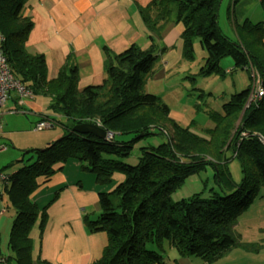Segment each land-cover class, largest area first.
Masks as SVG:
<instances>
[{
    "label": "trees",
    "instance_id": "16d2710c",
    "mask_svg": "<svg viewBox=\"0 0 264 264\" xmlns=\"http://www.w3.org/2000/svg\"><path fill=\"white\" fill-rule=\"evenodd\" d=\"M222 1L151 0L140 9L148 47L131 44L118 53L106 51L102 82L78 88L75 65L48 78L44 55L27 50L32 21L23 14L25 0H0V49L11 72L33 97L48 99V113L40 120L51 126L67 121L60 138L44 148L30 149L34 161L2 182L8 206L15 214L7 241L9 254L4 255L3 264H34L30 231L38 218V226L43 225L49 203L40 208L31 195L69 161L93 174L99 187L110 186L97 192L96 218L83 219L89 232L107 235L100 258L92 264H163L165 241L179 256H196L212 264L238 243L237 214L264 186V93L249 104V86L232 93L222 105V113H209L215 125L208 139L180 125L158 95L144 90L159 59L157 40L171 23L182 25L184 59L193 58V40L199 39L206 56L198 74H225L220 61L229 55L233 58L232 70L250 72L253 68L264 88V18L244 21L236 26V38L229 39L218 25ZM238 1L232 0V4ZM259 3L264 11V0ZM245 107L242 127L238 128L236 121ZM80 123L98 125L111 136L100 139L91 133L71 131ZM154 133L164 134L167 141L141 147L136 164L120 159L129 155L133 142ZM125 135L133 138L117 139ZM224 145L240 162V182L232 180ZM207 165L213 169L219 191H212L209 197L193 194L172 201L173 190ZM116 172L123 179L113 184Z\"/></svg>",
    "mask_w": 264,
    "mask_h": 264
},
{
    "label": "crops",
    "instance_id": "0c3cea01",
    "mask_svg": "<svg viewBox=\"0 0 264 264\" xmlns=\"http://www.w3.org/2000/svg\"><path fill=\"white\" fill-rule=\"evenodd\" d=\"M150 1L25 0L23 14L32 21L25 43L26 48L30 53L44 55L48 78L56 77L60 69L75 65L78 88L99 84L105 78L106 51L118 53L131 44L142 49L148 47L147 28L140 9ZM224 14L234 31L229 35V39L232 40L236 38V26L244 21L254 22L261 16L264 18L259 0H239L236 4H232V0H227ZM181 31L180 23L165 26L161 38L157 40L160 54L153 70L160 62L164 72L169 71L184 59ZM225 71L228 73L230 70ZM15 105L14 99L6 102L9 109ZM21 107L25 113L37 115L42 113V106L35 96L26 99ZM50 126L49 124L48 127ZM67 164L56 173L60 175L56 181L50 179L33 192V199L37 203L38 199H43L46 194L43 193L42 187L53 186L52 183H56L52 187L57 189L54 193L55 198L46 207L43 225L39 227L36 222L34 233L30 232L31 257L34 264L38 261L46 264H92L100 258L107 242L105 232H89L83 219L85 216L90 219L96 218L99 213L97 192L101 189L109 190L110 186L99 187L93 174L87 172L93 177L94 185L86 188L82 182L75 179L78 164L74 162V171H71L70 175L65 171ZM162 247L163 264H208L200 257L194 259L179 256L166 241ZM0 253L2 255L1 249ZM7 253L9 254V251Z\"/></svg>",
    "mask_w": 264,
    "mask_h": 264
},
{
    "label": "rangeland",
    "instance_id": "374dc122",
    "mask_svg": "<svg viewBox=\"0 0 264 264\" xmlns=\"http://www.w3.org/2000/svg\"><path fill=\"white\" fill-rule=\"evenodd\" d=\"M222 2L221 8L219 7L218 25L221 33L230 38L229 35L233 34L234 31L224 14L226 13L227 0ZM258 18L254 22L263 19L262 16ZM205 56L206 53L202 49L199 39L195 38L193 40V58L181 59L177 66L169 71L165 70V72L159 64L160 62L157 63L152 76L148 77L145 82L144 90L158 95L168 105L171 117L180 125L189 126V130L195 134L209 139L210 129L215 125L209 113H222V105L229 99L230 95L242 90L243 87L249 86L250 95L253 87L256 91L260 87L263 88V85L258 83V81L262 83V79L253 68L250 69V72L253 73L254 78L252 73L245 70H232L234 66L233 58L229 55L221 58L220 66L224 70H231V72L223 75L214 73L207 76L198 74ZM35 97L42 106L41 114L25 113L22 107L12 106L15 109H8L0 116V146H3L0 149V174L5 177L34 161L30 157V149L44 148L47 143L60 138L64 133L63 124H67L65 120H60L61 123L57 122L50 127L34 130L35 123L43 115H46L48 102L45 96L36 95ZM249 102L250 99L248 104ZM245 109L246 107L242 109L236 121V126L239 125L238 128L242 127V114ZM132 138V135H125L117 139L130 140ZM212 140L214 141V139ZM165 141H167V137L164 134L154 133L142 137L132 143L129 155L120 159L127 164H136L141 147L157 146ZM226 146L224 145L222 149L223 154L228 158V170L232 180L236 183L240 182L242 178L240 162L233 156L232 149ZM67 163L65 171L70 175V172L74 171V162ZM76 171L75 179L77 181L82 182L86 188L94 185L93 177L84 172L79 165H77ZM59 176V174H56L51 180L56 181ZM122 179V174L114 173L113 184H117ZM2 182H0V210H3L0 214V249L4 256L8 252L7 241L15 214L14 210L8 206L6 191ZM52 184H54L53 186L56 185V183ZM53 186L42 187L43 193L46 194L43 199L37 201L40 208L54 199V193L57 189L52 188ZM212 191H219V188L214 181L211 165H207L204 169L187 176L183 183L173 190L170 198L172 201H177L193 194L209 197ZM257 192L258 195L253 198V201L237 214L235 231L238 243L222 257L214 260L212 264H264V186H260ZM31 199L34 200L33 193ZM39 220L40 218L36 220L37 224ZM37 224L30 232L33 231L32 233H34ZM36 231L38 232V229ZM190 257L198 258L196 256ZM10 264H14V262H10Z\"/></svg>",
    "mask_w": 264,
    "mask_h": 264
},
{
    "label": "built area",
    "instance_id": "2783aa9c",
    "mask_svg": "<svg viewBox=\"0 0 264 264\" xmlns=\"http://www.w3.org/2000/svg\"><path fill=\"white\" fill-rule=\"evenodd\" d=\"M3 41V36L0 33V43ZM252 73V72H251ZM253 77V73H252ZM254 78V77H253ZM259 84L262 85L258 81ZM254 87L250 93V97H248V100H254L257 97H261L264 93L263 88L256 89L254 91ZM33 98L32 91L28 89L25 84H23L19 79H17L13 73L11 72L9 65L7 63V60L5 58V55L3 54L2 50L0 49V116L3 112L8 110L9 108L6 107V102L9 99H14L16 102L15 107H21L26 99ZM15 109V108H12ZM49 126L48 121L46 120H38L34 125V130H40L43 128H46ZM111 136L110 133L106 134L107 139H109ZM3 146H0V149H2ZM6 177L2 174H0V182L4 181ZM3 211L0 210V214ZM5 262V257L0 254V264H3Z\"/></svg>",
    "mask_w": 264,
    "mask_h": 264
},
{
    "label": "water",
    "instance_id": "95a60500",
    "mask_svg": "<svg viewBox=\"0 0 264 264\" xmlns=\"http://www.w3.org/2000/svg\"><path fill=\"white\" fill-rule=\"evenodd\" d=\"M71 131L77 132L80 134L91 133L100 139H105L106 134H107L105 129H103L102 127L98 125L92 124V123L76 124L71 128Z\"/></svg>",
    "mask_w": 264,
    "mask_h": 264
}]
</instances>
